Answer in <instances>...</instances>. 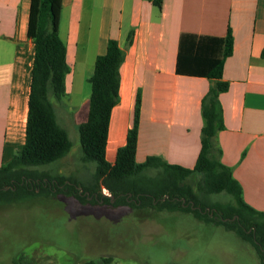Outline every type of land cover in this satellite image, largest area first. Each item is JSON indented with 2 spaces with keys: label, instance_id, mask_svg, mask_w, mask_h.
I'll return each mask as SVG.
<instances>
[{
  "label": "crops",
  "instance_id": "obj_1",
  "mask_svg": "<svg viewBox=\"0 0 264 264\" xmlns=\"http://www.w3.org/2000/svg\"><path fill=\"white\" fill-rule=\"evenodd\" d=\"M29 8L30 0H0V166L21 150L25 138L34 58ZM228 26L232 52L224 60L222 80L229 86L218 97L224 128L215 142L243 201L264 211V0H162L160 7L151 0H62L59 36L69 67L64 96L71 93L77 64L91 89L94 59L115 39L124 58L107 161L114 162L137 116V162L158 155L191 168L200 150L201 99L212 82L177 70L180 35L224 36ZM87 108L72 109L74 125L85 120Z\"/></svg>",
  "mask_w": 264,
  "mask_h": 264
},
{
  "label": "trees",
  "instance_id": "obj_2",
  "mask_svg": "<svg viewBox=\"0 0 264 264\" xmlns=\"http://www.w3.org/2000/svg\"><path fill=\"white\" fill-rule=\"evenodd\" d=\"M151 1L161 6L162 0ZM61 7L62 0H30L27 36L34 44V58L25 138L21 150L0 166V199L11 202L40 194L63 193L93 207L102 204L109 210L123 208L124 212H135L142 218H146L150 209L191 212L201 221L223 224L234 230L253 245L260 264H264V211L243 201L241 186L233 178L231 169L220 161L221 151L215 142L216 133L224 128L218 97L229 86L222 80L224 60L232 52L229 26L224 36L180 35L177 70L204 76L212 82L201 99L200 150L193 167L169 163L158 155H148L144 161L137 162V116L127 130L124 145L117 148L114 162L107 161L108 126L111 111L119 101V67L124 58L117 41L110 38L105 52L94 59L86 118L75 125L80 160L94 162L93 173L79 181L72 176H49L32 168L61 159L72 147L67 130L58 122L51 99L61 101L65 95L64 80L69 71L65 43L59 36ZM130 41L128 36L127 43ZM148 170L155 173L147 174ZM192 176L196 178L194 184L188 180ZM102 188L108 195L101 192ZM220 192L230 195V200H210L211 194ZM207 207L214 209L211 215L205 210ZM112 260V256H100L82 264H109ZM13 264L23 263L14 260Z\"/></svg>",
  "mask_w": 264,
  "mask_h": 264
},
{
  "label": "rangeland",
  "instance_id": "obj_3",
  "mask_svg": "<svg viewBox=\"0 0 264 264\" xmlns=\"http://www.w3.org/2000/svg\"><path fill=\"white\" fill-rule=\"evenodd\" d=\"M76 66L69 97H51L72 147L61 159L32 168L84 181L95 163L80 160L73 110L88 107L90 86ZM188 180L194 184L196 178ZM210 200L226 202L230 195L211 194ZM124 211L93 207L63 193L0 199V264H82L100 256H112L109 264H260L253 245L223 224L201 221L191 212L150 209L142 218Z\"/></svg>",
  "mask_w": 264,
  "mask_h": 264
},
{
  "label": "water",
  "instance_id": "obj_4",
  "mask_svg": "<svg viewBox=\"0 0 264 264\" xmlns=\"http://www.w3.org/2000/svg\"><path fill=\"white\" fill-rule=\"evenodd\" d=\"M79 191H82V188L81 187H79ZM104 194V193H103ZM105 195V194H104ZM166 196H164V197H162V199H164ZM88 198H90V196L88 197ZM111 199H113V198H111ZM100 201H102V199H100ZM183 201H184V199H183ZM190 204H191V207L192 208H194V205H193V202H190ZM199 208V207H198ZM200 209V208H199ZM206 211H209V214L211 215L212 214V212L214 211V209H210V208H206L205 209ZM222 220H226L225 218H221Z\"/></svg>",
  "mask_w": 264,
  "mask_h": 264
},
{
  "label": "built area",
  "instance_id": "obj_5",
  "mask_svg": "<svg viewBox=\"0 0 264 264\" xmlns=\"http://www.w3.org/2000/svg\"><path fill=\"white\" fill-rule=\"evenodd\" d=\"M103 193H104L105 195H108V191H107L106 189L103 191Z\"/></svg>",
  "mask_w": 264,
  "mask_h": 264
}]
</instances>
